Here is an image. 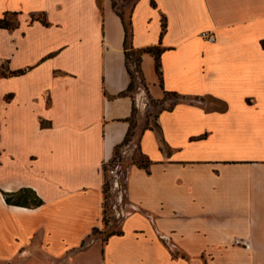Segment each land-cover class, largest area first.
I'll list each match as a JSON object with an SVG mask.
<instances>
[{
    "label": "crops",
    "instance_id": "crops-1",
    "mask_svg": "<svg viewBox=\"0 0 264 264\" xmlns=\"http://www.w3.org/2000/svg\"><path fill=\"white\" fill-rule=\"evenodd\" d=\"M4 16L0 264H264V0H136L132 46L159 47L161 75L144 52L135 91L112 0H0ZM146 94L178 98L140 129L148 166L103 238L104 165ZM22 188L41 204L8 203Z\"/></svg>",
    "mask_w": 264,
    "mask_h": 264
},
{
    "label": "rangeland",
    "instance_id": "rangeland-1",
    "mask_svg": "<svg viewBox=\"0 0 264 264\" xmlns=\"http://www.w3.org/2000/svg\"><path fill=\"white\" fill-rule=\"evenodd\" d=\"M119 8L125 11L127 17L132 12L136 0H115ZM131 68L135 69L134 64L130 63ZM139 74H135V78ZM138 79V78H137ZM139 81V79H138ZM135 91L136 88H133ZM178 96L168 95L166 102L160 103L153 101L147 94L145 95L143 109L135 106V114L132 118V134L131 140L124 145L117 155L116 159L109 160L104 165L105 172V206L103 220L105 229L100 232V235L105 238L109 234L118 233L120 231L121 222L124 216L132 209V204L127 195V175L128 170L134 163L147 162L144 155H142L139 148L140 129L149 125H157L158 113L163 108L170 107ZM203 104L208 110L213 108H222L223 104L213 100L211 97H202ZM98 231H95L97 233Z\"/></svg>",
    "mask_w": 264,
    "mask_h": 264
},
{
    "label": "trees",
    "instance_id": "trees-1",
    "mask_svg": "<svg viewBox=\"0 0 264 264\" xmlns=\"http://www.w3.org/2000/svg\"><path fill=\"white\" fill-rule=\"evenodd\" d=\"M112 3H113V8H114L115 12L120 16V18L123 22V25H124V29H125V43H124V45H125V51H126V56H127V65H128V69H129V72L131 74V77H132V82H131L129 88L132 89L134 86L135 74H141L140 63H141L142 54L144 52L152 53L155 56L156 68H157L158 73L161 75V63H160L161 49L159 47H148V48L143 49V50L134 49L132 46L133 32H132V25H131V14L129 15V17H127L125 14V11L117 6L115 0H112ZM11 24L12 23L8 20L7 16L0 18V27H9V26H11ZM162 26H163V31H162V34H163L166 30V24L164 21H163ZM263 45H264V41H263ZM131 62L134 64L135 69L131 68V66H130ZM133 110H135V108ZM131 134H132V123H131V127H130L124 141L116 146L115 151H114V155H113V158L111 159V161L116 159L117 155L119 154V150L131 140V138H130ZM138 165L147 167L148 162H141V163H138ZM105 198H106V196H105ZM6 200L8 203L18 204V205L31 204V205L37 206V205L41 204V198L37 195V193L35 191H33L29 188H22L21 190H19L17 192L7 193ZM94 231H98V230L95 229Z\"/></svg>",
    "mask_w": 264,
    "mask_h": 264
},
{
    "label": "built area",
    "instance_id": "built-area-1",
    "mask_svg": "<svg viewBox=\"0 0 264 264\" xmlns=\"http://www.w3.org/2000/svg\"><path fill=\"white\" fill-rule=\"evenodd\" d=\"M201 36L208 40V41H215L216 40V36L213 32H209V31H203L201 33ZM235 244L237 245H242L246 248L249 247L250 245V238L249 237H245V238H235L234 240Z\"/></svg>",
    "mask_w": 264,
    "mask_h": 264
}]
</instances>
